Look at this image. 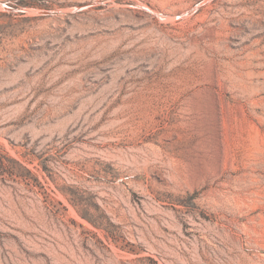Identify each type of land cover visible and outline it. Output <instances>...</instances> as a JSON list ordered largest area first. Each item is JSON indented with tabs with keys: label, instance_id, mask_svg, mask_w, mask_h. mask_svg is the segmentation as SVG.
I'll list each match as a JSON object with an SVG mask.
<instances>
[{
	"label": "rangeland",
	"instance_id": "obj_1",
	"mask_svg": "<svg viewBox=\"0 0 264 264\" xmlns=\"http://www.w3.org/2000/svg\"><path fill=\"white\" fill-rule=\"evenodd\" d=\"M0 154V264H264V0H0Z\"/></svg>",
	"mask_w": 264,
	"mask_h": 264
},
{
	"label": "trees",
	"instance_id": "obj_2",
	"mask_svg": "<svg viewBox=\"0 0 264 264\" xmlns=\"http://www.w3.org/2000/svg\"><path fill=\"white\" fill-rule=\"evenodd\" d=\"M4 159H5V156L0 154V175H5V174L9 175V172H6V168H5L6 166L4 164ZM21 167H23L25 169V171H27V173L32 176V173L30 170H28L27 168H25L22 165H21ZM29 180H31V177L29 178Z\"/></svg>",
	"mask_w": 264,
	"mask_h": 264
}]
</instances>
